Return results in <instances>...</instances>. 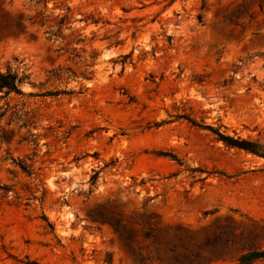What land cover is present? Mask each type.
Masks as SVG:
<instances>
[{"label": "rangeland", "instance_id": "374dc122", "mask_svg": "<svg viewBox=\"0 0 264 264\" xmlns=\"http://www.w3.org/2000/svg\"><path fill=\"white\" fill-rule=\"evenodd\" d=\"M0 18V74L22 78L0 89V264H158L107 211L208 264L264 251V157L217 136L264 152V0H0Z\"/></svg>", "mask_w": 264, "mask_h": 264}, {"label": "trees", "instance_id": "16d2710c", "mask_svg": "<svg viewBox=\"0 0 264 264\" xmlns=\"http://www.w3.org/2000/svg\"><path fill=\"white\" fill-rule=\"evenodd\" d=\"M18 27V25H16ZM9 29L8 23L4 22L0 18V35ZM22 81V78H17L15 74L5 73L0 74V89H6L7 93L15 92L21 94L18 89V83ZM200 127V126H199ZM204 129L212 130L211 127L202 126ZM217 136L226 145L236 147L239 149L250 151L254 154H260L264 157L262 147L256 143L245 141L239 138H233L221 133H217ZM20 169L27 172L28 169L24 165H19ZM97 174L91 178V182H95ZM96 222L101 224H107L118 234V238L122 246L128 251L134 260L141 263L143 261L140 254L134 253L132 245L137 246L138 252L144 251L146 254V260L149 262H157L158 264H208L211 255H204L200 250H194L191 246L178 245L174 241H167L161 239L158 236L159 230L152 228L148 222L146 227H142L139 232V238L141 244L136 239L137 233L132 228V222H128L127 225L121 224V218L113 211H107V213H99L94 217ZM264 259V251H251L245 255H241L238 259L239 264H250L256 260Z\"/></svg>", "mask_w": 264, "mask_h": 264}]
</instances>
